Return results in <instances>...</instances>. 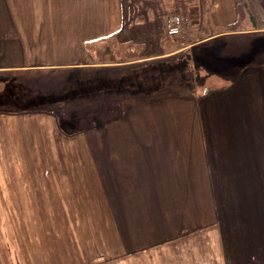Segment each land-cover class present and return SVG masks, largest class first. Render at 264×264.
Instances as JSON below:
<instances>
[{
	"label": "rangeland",
	"instance_id": "obj_1",
	"mask_svg": "<svg viewBox=\"0 0 264 264\" xmlns=\"http://www.w3.org/2000/svg\"><path fill=\"white\" fill-rule=\"evenodd\" d=\"M162 1L138 0L142 10L146 4L158 5ZM188 1L164 0L163 7L169 6L163 8V18L170 13L186 18L179 6ZM247 11L246 6L242 7V14L246 16ZM258 23L264 28V20L258 19ZM93 46L92 53L104 60L131 59L143 51L139 46L132 52L128 43L118 44L113 39ZM257 56V63H264V52ZM106 67L109 68L99 71L98 67L69 68L66 72L0 70V264H178L187 259L191 264H228V260L234 264L233 256L238 253L235 245L243 241L251 249L257 243L261 247V239L252 234L247 235L250 238L244 236L248 233L246 227L261 229L257 222L245 223V218L255 221V215L247 217V211L260 213V219L262 211L243 206L245 193L224 191L220 185L228 177V160L210 162L224 175L217 177L218 207L211 209L209 191L189 190V183L182 191L178 178L175 184L163 186L175 192L151 193L146 190L148 183L136 184L139 179L148 180L140 175L146 161H132L129 153L133 146L134 152L141 154L146 144L136 141L147 135L163 136L164 144H155L160 149L167 148L169 137L185 139L191 131L198 135L200 118L205 126L200 128L201 135L207 136L208 143L212 139V147L219 145L215 143L219 141L217 137L247 135L254 158L229 160L228 164L248 167L247 171L256 181L257 177L263 180L264 186V159L258 158L262 153L259 143L264 138V112L257 108L264 106V80L225 81L216 77L205 82V71L197 70L192 77L191 71H184L155 80L154 87L161 82V88L153 96L130 95L128 85L110 88L113 80L103 84L100 75L115 72L114 66ZM263 67L249 73L256 77ZM234 82L240 86L234 90L231 86L224 88L232 83L235 86ZM203 85L208 86V94L194 99L193 94L203 92ZM182 87L191 89L187 91L191 94H182L185 88L178 90ZM250 88L257 95H241L242 89ZM218 89L223 91L215 92ZM198 90L200 93H195ZM235 122L243 123V127H229ZM190 123L196 126L190 128ZM136 135H140L138 139ZM195 147L199 151V145ZM206 161L199 164L191 157L181 165L185 171L194 172ZM135 163L138 169L133 168ZM197 177L186 179L197 183ZM130 187L141 191L130 193ZM117 196L127 204L143 203L146 207L120 206ZM179 228L182 230L175 237L153 243L163 230L172 235ZM177 238L180 241H172ZM163 250L168 259L163 260ZM253 253L256 256L259 251L255 249Z\"/></svg>",
	"mask_w": 264,
	"mask_h": 264
},
{
	"label": "crops",
	"instance_id": "obj_2",
	"mask_svg": "<svg viewBox=\"0 0 264 264\" xmlns=\"http://www.w3.org/2000/svg\"><path fill=\"white\" fill-rule=\"evenodd\" d=\"M157 1L159 2V0ZM163 1L158 5L153 3L148 6L146 4L142 10L138 0H0V70L34 69L36 71L57 70L66 72V70L69 71V68L98 67L97 71H99L109 68L106 66H114V73L109 76L100 75L103 77V84L107 80H113V85L110 88L120 86L122 89L124 85H128L129 90H131L130 95L145 96H153L159 91L158 88H161V82L154 87L155 80L162 81L178 72L184 74V71H191V77L195 73L198 74L199 71H205L207 74L203 77L205 82L216 77L225 81L264 80V67L261 70L258 69L259 75L256 77L249 73L251 70L255 71L257 67L264 66V63H257V55L264 52V28L258 25V19L264 20V0H189L188 5L182 3L179 7L184 11V15L189 19L190 24L181 35L172 38L171 41L169 40L171 36L166 32L163 18V8L169 5L165 4L163 7ZM245 6L248 8V11L245 12L246 16L241 13L242 7ZM189 10L192 13L190 15ZM250 15L255 18L250 20ZM111 39L116 40L118 44L128 43L130 45L129 50L132 52L139 46L143 51H139L140 55L131 59L119 57L112 60H104L99 57L98 53H92L93 45H105ZM253 45H257V48H254ZM250 47L251 50L249 51ZM236 48L239 50L236 51ZM170 57L173 58L171 61L168 60ZM194 77L196 75L191 79L194 80ZM143 82L146 84L145 86ZM235 84L234 86L232 83L229 86H224V88L231 86V89L234 90L237 88L236 86H240L238 82ZM183 88L185 87L178 88V90ZM219 89L215 92L223 91ZM253 89L250 88L247 91L242 89L241 95L244 96L245 93L257 95L256 91L251 92ZM141 90L146 93L139 92ZM189 90L185 88L182 94L190 95L191 93L187 92ZM201 90L202 93L198 90L195 93L200 94H193L195 95L194 99L202 94H208L206 92L208 86L203 85ZM257 108L259 112H264L263 105H259ZM199 119L197 123L198 135L191 131L188 136H185V139L169 137L170 140L166 142L168 146L165 149L162 148L163 152H161L162 149L155 146V144L164 142L163 136L149 137L147 135L144 139L142 137L138 139L140 135H136L137 138L135 139H138L136 142L145 143L146 147L141 154H137L134 152L136 149L132 146L133 152L129 149L131 152L129 155L132 161H146L145 171L139 173L142 176H147L148 180L143 181L136 178L139 181L136 184L148 183L146 190L151 193L153 190L175 192L174 188L163 189V186H166L168 182L175 184L176 178H178V183L183 185L182 191L187 183L192 186L189 190L209 191V205L211 209H217V193L220 190L217 177L224 175L215 169L211 165L212 163L210 164L211 160L229 161L235 159L239 161L254 158L250 153L253 150V145L247 135L234 136L233 134L232 136L228 135V137H217L216 139L219 141L215 143L219 145L212 147L210 145V142L214 143L212 139L210 138L208 143L207 136L201 135L200 128L205 126ZM242 124L235 122L229 127H243ZM195 126L193 123L190 128ZM153 127H161V125L153 124ZM196 144L199 145L197 152L195 150ZM259 148L262 149V153L259 151L258 158L264 159V138L260 140ZM191 157L197 159L199 164L203 160H207L206 165L201 166L200 169H193L194 172L185 171L181 164ZM158 161L161 162L158 163ZM174 161L176 163H173ZM228 161L226 164V169H228L227 180L220 184L223 185L224 191L245 193L247 197H242L243 206L250 209L255 207L257 211H262L261 219L259 218L260 213L252 211V209L247 211V217L254 214L255 221L245 218V223L257 222L261 229L246 227L248 233L244 236L250 238L247 235L252 234V237L261 239L262 246L260 247V243H257L251 249L249 243L244 245L243 241V244L235 245L234 249L238 253L233 256L235 258L234 264H264L263 180L260 181L257 177L256 181L253 174L248 172L250 171L248 167L243 165L239 168L240 164H228ZM134 167L138 169L139 166L135 163ZM249 174L251 178L248 177ZM191 176H198L195 178L197 183L191 179L188 182L186 177ZM154 177H158L157 180ZM149 182L150 187L148 186ZM136 191L140 192L141 188L136 190V188L130 187V193ZM152 198L153 196H151V200ZM116 199L117 202L121 203L120 206L125 205L130 209L136 206L146 207L143 203L135 204L132 202V204H127L125 203L126 200H122L120 196H117ZM146 200L148 199L144 201L146 202ZM130 213L133 215L132 212ZM189 223L194 222L189 221ZM251 229L253 233H251ZM181 230V228L175 229L172 235L169 234V231L163 230V233L153 238V243H155L154 241L161 243L162 240L175 237ZM261 232L262 236L260 237ZM242 239L245 240L246 238ZM172 241L178 242L180 238L172 239ZM255 249L256 252L259 251L256 256L253 253ZM262 251L263 253H261ZM129 252L132 253L133 251ZM162 252L163 260L168 259L169 255H164L166 251L163 250ZM177 257L179 259L180 255L177 254ZM180 262L181 260L178 261V264H191L188 259ZM161 264L170 263L169 261H162ZM209 264H217V261L213 263L209 261ZM228 264H233L232 260H228Z\"/></svg>",
	"mask_w": 264,
	"mask_h": 264
},
{
	"label": "built area",
	"instance_id": "obj_3",
	"mask_svg": "<svg viewBox=\"0 0 264 264\" xmlns=\"http://www.w3.org/2000/svg\"><path fill=\"white\" fill-rule=\"evenodd\" d=\"M165 27L166 31L170 36H176L183 32L184 28L188 23L189 19L184 18L179 13H170L165 16Z\"/></svg>",
	"mask_w": 264,
	"mask_h": 264
},
{
	"label": "trees",
	"instance_id": "obj_4",
	"mask_svg": "<svg viewBox=\"0 0 264 264\" xmlns=\"http://www.w3.org/2000/svg\"><path fill=\"white\" fill-rule=\"evenodd\" d=\"M251 18H254V17L251 15Z\"/></svg>",
	"mask_w": 264,
	"mask_h": 264
}]
</instances>
